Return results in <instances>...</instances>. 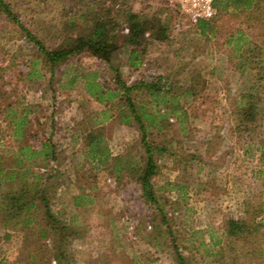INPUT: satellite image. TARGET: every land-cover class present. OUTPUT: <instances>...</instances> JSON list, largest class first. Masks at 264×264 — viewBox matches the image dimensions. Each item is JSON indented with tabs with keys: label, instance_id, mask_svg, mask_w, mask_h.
Listing matches in <instances>:
<instances>
[{
	"label": "rangeland",
	"instance_id": "1",
	"mask_svg": "<svg viewBox=\"0 0 264 264\" xmlns=\"http://www.w3.org/2000/svg\"><path fill=\"white\" fill-rule=\"evenodd\" d=\"M6 1L49 48L78 32L72 23L75 11L86 9L77 0ZM105 7L112 8L114 20L133 11L164 22L167 38L146 34L147 40L135 47L136 56L123 47L114 52L111 64L83 53L49 67L18 27L0 17V66L14 61L12 71L3 74L12 78L4 89L13 106L0 125H8L11 134L12 120L25 116L22 134L28 144L37 149L49 139L59 150L58 163L33 170L51 185L52 212L77 232L67 246V264H176L174 246L188 264H228L226 220L244 218V199L260 206L264 202L256 148L264 144V117L255 130L238 127L236 99L249 85L252 70L249 64L241 72L232 42L239 29L261 48L253 52L256 60L264 58V17L247 26L244 12L222 11L215 32L203 35L180 4L168 0H107ZM116 71L127 85L145 81L162 86L130 93L143 119L149 114V121L144 119L148 139L167 148L155 152L157 172L150 178L154 201L145 198L137 180L135 169L144 158L141 131L132 117L126 121L130 112ZM88 87L115 95L99 101ZM260 94L264 115V91ZM96 132L100 149L92 152L86 141ZM22 134L4 140L9 156ZM51 168L56 171L49 176ZM24 234L21 225H3L0 218V260L29 264ZM34 245L28 244L29 251Z\"/></svg>",
	"mask_w": 264,
	"mask_h": 264
},
{
	"label": "trees",
	"instance_id": "2",
	"mask_svg": "<svg viewBox=\"0 0 264 264\" xmlns=\"http://www.w3.org/2000/svg\"><path fill=\"white\" fill-rule=\"evenodd\" d=\"M106 1L77 0L78 5L83 4L86 7L81 12L75 11V20L72 23L79 26L78 32L73 36L62 37L60 42L52 48L47 47L46 43L23 23L21 17L6 0H0V17H4L18 27L23 36L36 47L37 55L44 59L49 67H54L67 61L70 57L83 53L111 64L114 52L123 47L129 48L130 55L136 56L138 51L135 47L147 40L146 34L157 40L167 38L168 27L164 22H151L148 17L133 11L123 12L114 20L109 16L112 8L105 7ZM213 6L216 13L212 18H202L197 21V28L203 35L215 32V21L222 11L226 12L231 9L239 14L244 12V22L247 26L259 24L260 19L264 17V0H213ZM76 20L80 21L75 24ZM124 27L126 32H123ZM232 44V49L238 51L239 57H241V72L244 73V67L249 64L252 70L249 85L238 93L236 99L238 110L235 119L240 129L255 130L262 124L264 117L259 106L260 93L264 91V64H261L264 62V58L256 60L253 52L256 49L261 51V48L259 45L251 43L248 36L239 29ZM257 64L260 66L255 67ZM13 66V60L0 66V118L2 117V119H6L8 110L13 106V101L8 98L10 91L4 89L6 84L11 83L12 78L6 79L3 74L12 71ZM253 67L257 69L254 70ZM115 80L124 92L126 108L130 112L126 121L129 122V117H132L139 124L141 131L140 143L144 148V158L142 167L135 169V173H138L137 180L141 184L145 198L154 201L150 178L157 172L155 152L161 153L167 148L148 139L149 133H147L144 119L149 121V114L144 113L145 118L143 119V115L138 112L130 93L140 88L159 91L162 86L160 82L145 81L127 85L121 79L119 71H116ZM88 89L99 101L110 100L115 95L107 93L104 89L96 92H92L91 87ZM175 110L176 108H174ZM12 121L11 134L8 132V125L6 128H2L0 125L1 223L7 225L13 221L15 225H21L25 230L22 242L25 251L29 252L27 263L40 264L37 260L39 257L44 259V262L54 260V264H67L69 255L67 246L71 238H75L77 232L72 224L65 222L55 212H52L48 195L51 185L44 181L41 182L40 175L35 174L34 172L37 171L33 170V166L40 168L50 161L58 163L59 150L49 139L40 142L37 149L30 146L22 134L25 116L19 120L14 118ZM21 134L23 136L21 144L9 156L10 151L3 148L4 140ZM88 137L86 145L89 147V151L99 150L101 134L96 132L89 134ZM256 148L258 162L261 165L258 168L259 177L264 189V144L258 145ZM101 152L104 153L102 150ZM40 157L43 159L42 162L37 160ZM55 171L56 169L51 168L48 175L52 176ZM31 172L33 176L30 175ZM243 205L244 218L230 217L224 224L227 263L264 264V230L262 228L264 225V202L260 206L255 205L251 199H244ZM161 221L165 222L164 213L161 214ZM30 237H33V240ZM30 242L35 243L31 251L28 249ZM174 254L176 264H188L187 258L176 246H174ZM0 264L9 263L0 260Z\"/></svg>",
	"mask_w": 264,
	"mask_h": 264
},
{
	"label": "built area",
	"instance_id": "3",
	"mask_svg": "<svg viewBox=\"0 0 264 264\" xmlns=\"http://www.w3.org/2000/svg\"><path fill=\"white\" fill-rule=\"evenodd\" d=\"M168 3L180 4L188 15L190 24L196 27L199 19L212 18L216 13L213 0H168Z\"/></svg>",
	"mask_w": 264,
	"mask_h": 264
}]
</instances>
